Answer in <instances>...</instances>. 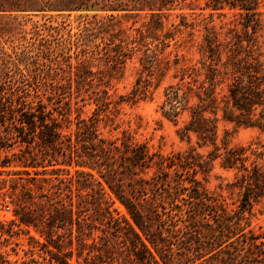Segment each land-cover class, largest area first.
<instances>
[{
    "label": "trees",
    "instance_id": "16d2710c",
    "mask_svg": "<svg viewBox=\"0 0 264 264\" xmlns=\"http://www.w3.org/2000/svg\"><path fill=\"white\" fill-rule=\"evenodd\" d=\"M185 1L59 0L62 5H44L40 11H77L86 20L83 31L62 40L57 37L60 27L45 28L55 40L43 49L47 61L40 60L39 52L31 55L35 44L31 41L20 52L4 50L3 40L12 37L7 25L18 16L0 6V148H20L6 154L0 165L19 163L24 170L8 173H34L31 178L42 182L40 188L49 185L48 193L34 194L24 184L19 191L15 185L6 188L8 180H0V204L8 199L18 225L34 226L47 234L60 251L54 256L59 264H72L74 223L79 264H264V235L251 227L252 197L261 167L256 161L248 164L249 148L232 146L226 136L224 152L217 155L222 156L225 168L242 171L245 192L242 203L233 208L198 177L208 172L210 161L197 147L164 153L131 136L119 142L101 134L97 113L79 117L75 132L65 129L71 122L74 84L80 91L95 80L88 79L85 69L73 74L63 66L59 57L64 56L67 44L79 48L91 30L99 29L110 36L104 49L85 48L78 66L88 61L89 52L95 55L102 50L114 66H124L143 50L142 64L148 75L158 62L168 70L171 60L165 52L170 42L166 40L174 39L180 29L175 26V31L163 35L158 31L164 29L166 11ZM262 1L211 0L215 10H238L240 30L232 28V39L223 44L210 29L200 48V66L181 64L186 59L176 50V81L165 87L162 108L175 121L186 117L178 129L182 139L195 135L199 147L212 145L219 151L220 121L264 128V53L259 44L264 28ZM142 15H149L151 21L145 30L137 28V35H132L121 19ZM181 17V25L188 27L186 16ZM34 33L40 35L39 30ZM102 92L97 100L100 108L109 103L108 90ZM66 223L70 228L64 236L58 231ZM55 235L69 246L67 253H61L64 244ZM4 263L10 261L0 252V264Z\"/></svg>",
    "mask_w": 264,
    "mask_h": 264
},
{
    "label": "rangeland",
    "instance_id": "374dc122",
    "mask_svg": "<svg viewBox=\"0 0 264 264\" xmlns=\"http://www.w3.org/2000/svg\"><path fill=\"white\" fill-rule=\"evenodd\" d=\"M210 1L187 0L177 8L166 11L165 16L162 18L164 29L159 30L158 33L163 35L168 30L175 31V26L180 31L176 32L174 39L166 40V42H170V46L165 52V55H169L171 60L170 68L164 70L167 66L158 62L152 70V75H148V69L143 67V50L136 52L127 60L124 66H114L104 50L95 55L89 52L87 55L88 61L84 65L78 66V62L84 58L82 54L85 48H89V51L98 48V50L104 49V41L110 36L100 32L99 29L91 30L90 34L86 35V38L81 41L82 45L79 48L67 44L64 56L59 57L63 66L68 69L70 67L73 74L78 70L83 71L85 69L84 74L89 75L88 79L95 77V80L92 86L85 84L80 91H77L76 84H74L70 112L71 122L69 127L65 129L68 132H75L79 117L90 118L94 113H97L100 119L101 134L113 139L118 138L119 142L125 136H131L134 140L146 142L152 149L161 150L164 153L197 147V151L203 158L210 161L208 172L198 175L203 185L212 192L222 194L233 208H237L242 203L243 193L245 192V187L242 185V171L237 168H225L222 156H217L224 152L222 140L227 136L232 146L249 148L247 151L250 155L249 165L251 162L256 161L261 167L258 181L254 186L256 194L252 197L251 227L256 233L264 235V128L239 125L222 120L219 123L218 139V145L221 146V149L218 151L212 145L199 147L195 135L192 136L191 140L182 139L178 134V129L183 126L186 117H180L175 121L163 113L162 104L165 99V87L176 81L173 78L177 73L173 64L176 50H179L180 56H184L186 59L181 64H197L200 66L203 57L200 48L210 29L219 34V40L224 44L232 39L235 33V31H231L232 28H237L236 30L241 28L238 15H236L238 10L229 7L215 10L212 6L213 3ZM44 5L52 8L53 6L62 5V3L59 0H0V6L11 10L7 13L18 16L17 20H12L11 24L7 25L10 26L8 28H10L12 37L11 40H3L2 42L6 52L12 53L14 50L20 52L31 41L35 43L31 45V49H33L31 55L35 56L39 52L40 60L47 61L43 49L46 50L47 46L54 45L55 40L49 35V31L45 29L46 27L49 25L60 27L61 31L57 35L60 40L69 37L70 33L79 34L84 30L86 20L79 17L80 12L40 11L39 9ZM259 9L264 14V0L261 2ZM181 15L186 16L185 20L189 23L188 27L181 25L183 22ZM121 21L125 28H130L129 32L132 35H137V28L145 30L151 21V17L149 15L124 17ZM5 23L4 21V26ZM36 30L40 32L39 36L35 35ZM259 34L260 52L264 53V28ZM41 37L51 40L40 42ZM148 41L150 42L151 38H147ZM43 42L46 46L40 44ZM157 43L158 41H155L152 46L155 47ZM17 46L21 48L17 49ZM170 51L173 52L171 55L169 54ZM100 77L104 79L103 83L99 80ZM103 89L108 90L109 103L103 106L104 108H100V102L98 103L97 100L103 95ZM19 149V146H14L12 149L0 148V162L6 154L19 152ZM255 153L260 155L257 156ZM48 168L51 169L52 166ZM10 170H24V167L19 163H13L6 167L0 165V180H8L6 188L15 185L21 191L24 184L34 194L49 192L47 190L49 188L48 184L42 189L40 188L42 182L31 178L34 173L31 175L8 173ZM30 170H33V168H30ZM74 171V168H72V174L75 173ZM94 172L99 176L96 171ZM75 194H77V190L74 191ZM116 205L121 209L124 208L119 202ZM75 216H77V213ZM14 220V205L8 199L2 201L0 204V252L6 256L10 264H59L54 256L60 254V251L49 242L47 234H42L34 226L18 225ZM61 226L62 228H59L58 232L66 236L70 224L66 223ZM73 230L74 255L69 260L72 264H79L76 249L77 238L75 236L77 234L76 223H74ZM54 238L64 244L57 235ZM68 247L65 243L61 253H67Z\"/></svg>",
    "mask_w": 264,
    "mask_h": 264
}]
</instances>
